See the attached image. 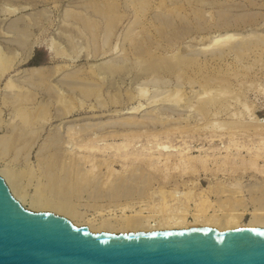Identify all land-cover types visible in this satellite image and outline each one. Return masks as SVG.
<instances>
[{
	"label": "rangeland",
	"instance_id": "rangeland-1",
	"mask_svg": "<svg viewBox=\"0 0 264 264\" xmlns=\"http://www.w3.org/2000/svg\"><path fill=\"white\" fill-rule=\"evenodd\" d=\"M226 33L236 39L214 43ZM0 50L6 65H16L0 78V138L15 139L0 143V169L26 208L89 229V221L119 227L114 219L123 205L154 213L148 204L176 186L193 194L210 191L209 213L222 215L236 205L243 213L237 227L247 225L254 210L264 212V160L255 166L242 161L264 150V0H0ZM39 65L43 77L26 74ZM92 135H104L102 146L128 137L132 149L154 150L158 142L186 146L188 155L208 158V169H165L163 160L159 170L135 168L129 176L133 169L124 172L121 163L114 173L103 163L90 173L91 163L80 158L87 151L74 143ZM103 149L97 159L114 148ZM228 152L234 161L223 165ZM85 171L87 182L78 181ZM233 198L241 201L232 205ZM192 201L188 222L194 221ZM32 202L71 210L80 223L54 207L33 209Z\"/></svg>",
	"mask_w": 264,
	"mask_h": 264
},
{
	"label": "water",
	"instance_id": "water-1",
	"mask_svg": "<svg viewBox=\"0 0 264 264\" xmlns=\"http://www.w3.org/2000/svg\"><path fill=\"white\" fill-rule=\"evenodd\" d=\"M0 264H264V227L92 232L26 208L0 176Z\"/></svg>",
	"mask_w": 264,
	"mask_h": 264
},
{
	"label": "bare ground",
	"instance_id": "bare-ground-1",
	"mask_svg": "<svg viewBox=\"0 0 264 264\" xmlns=\"http://www.w3.org/2000/svg\"><path fill=\"white\" fill-rule=\"evenodd\" d=\"M236 38H235V35L233 33H226V34H223V35H220V36H216L214 38V43L215 44H223L226 43V42H231V41H234ZM13 41H15V43L17 41H20L19 37L15 36L13 37ZM32 47V45H31ZM29 48H30V45H29ZM32 51V50H31ZM29 52V51H28ZM12 53V52H11ZM8 55V54H7ZM31 55V52H29L28 54V57L29 58ZM6 55L0 50V78H2V76L4 74H6L7 72H10V70H13L15 68V63L13 64V62L11 61V63H9V65H6V60L4 59ZM26 60V59H25ZM23 60V62L25 61ZM28 62V60L26 61ZM9 69V70H8ZM45 68H43V66H29L25 71L26 74H29V75H36L38 76V74H40V77L42 76V72ZM8 70V71H7ZM44 73V72H43ZM44 76V75H43ZM42 76V77H43ZM29 77V76H27ZM31 77V76H30ZM40 77H34L35 79L32 81H36L38 82V80L40 79ZM32 78V77H31ZM30 78V79H31ZM39 78V79H38ZM29 79V78H28ZM28 79L26 78L25 80H27L26 82H28ZM29 79V80H30ZM43 80V79H42ZM11 81L12 80H9L8 81V87L10 85L9 88H12V85H11ZM31 81V80H30ZM31 81V82H32ZM24 82V81H23ZM22 82V83H23ZM31 82H30V85H31ZM25 83V82H24ZM35 83V82H34ZM33 83V84H34ZM41 83V81H40ZM37 84V83H36ZM28 85H29V82H28ZM30 87V86H29ZM40 87V86H39ZM43 89V88H42ZM46 89V88H44ZM19 91V90H18ZM45 91V90H44ZM10 93V92H9ZM44 93V92H43ZM18 97V96H17ZM14 102V101H13ZM131 112H136V110L134 111H131ZM23 117V120H24V117H26L25 115L22 116ZM27 118V117H26ZM28 121V120H27ZM26 120H24V123L27 122ZM19 124V123H18ZM23 124V121L21 123V125ZM18 127V126H17ZM83 130V129H82ZM20 132V131H19ZM12 133V132H11ZM27 133V132H26ZM77 133V131H76ZM105 133V132H104ZM124 133V132H123ZM74 134V133H73ZM121 134V133H120ZM125 134V133H124ZM15 135V134H14ZM25 135V134H24ZM72 135V134H71ZM80 135V134H79ZM26 136V135H25ZM75 136H77L75 134ZM72 135V137H75ZM93 136V135H92ZM96 136V135H94ZM90 137L87 141L86 139H83L82 141L80 140V142H76L74 143L76 146L74 147V149L78 150V151H81V152H84V151H87L85 154L83 155H79L80 158H82V161L83 162H90V166L91 168L88 169L89 172L91 173L92 170H94V168L96 166H98L99 164H106V167L107 170L110 169V171H112V173H114V167L113 165L115 164H118V163H121L122 165V168L124 170V172H126L127 170H132V172H130L129 175H133L135 171L134 169L135 168H147L148 170L149 169H155L156 168L159 170V162L160 161H163V164L161 163L160 165L164 166L165 169H168V168H180V169H183L182 171H186V168H192L195 170H197L196 168L198 167H201V168H207V164H208V158L207 157H204V156H192V155H188L189 153V149L188 150H183L186 148H172L171 145H168V144H165V143H162V142H158L156 143V147L154 148V150H151L152 148L151 147H148V149L146 148H142V149H139V148H133L130 147L131 144V140L129 137L128 138H125V140H123L122 142L120 143H105L104 146L100 145V141L102 139V136L101 138H97V137ZM138 136V135H137ZM16 137H17V134H16ZM22 137V136H21ZM71 137V136H70ZM71 137V138H72ZM82 137V136H81ZM2 138V137H1ZM0 138V139H1ZM4 138V139H3ZM1 140H0V143L3 145V146H9V144H12V142L9 140V139H14L13 137L9 138V137H6L5 136L3 137ZM9 138V139H8ZM28 138V136H27ZM78 138L75 137V139ZM135 138V137H134ZM25 139V138H24ZM29 139V138H28ZM80 139V138H79ZM133 139V138H132ZM15 140V139H14ZM71 140H74L71 139ZM156 140V139H155ZM264 140V139H263ZM2 141V142H1ZM73 141H71L72 143ZM168 142V141H167ZM234 142V141H233ZM237 142V141H236ZM231 143V142H230ZM229 143V144H230ZM103 144V143H102ZM136 144V143H135ZM170 144V143H169ZM172 144V143H171ZM228 144L227 148L230 146ZM237 144V143H236ZM250 144V143H249ZM46 145V144H45ZM44 145V146H45ZM71 147H72V144H70ZM153 145V146H155ZM186 145V144H185ZM235 145V144H234ZM240 145V144H239ZM243 145V144H242ZM48 146V144H47ZM52 146H53V143H52ZM69 146V145H68ZM134 146V145H133ZM137 146V145H135ZM142 146V145H141ZM148 146V145H147ZM173 146V145H172ZM232 146V145H231ZM236 146V145H235ZM246 147V145H244ZM46 147V146H45ZM139 147V146H137ZM145 147V146H144ZM184 147V145H183ZM188 147V146H187ZM48 148V147H47ZM103 149V151L106 149V148H114L112 149L113 152L109 154L108 157H105L104 159L100 160V159H97L95 156H96V152L97 151H101ZM151 148V149H150ZM263 148V146H262ZM106 149V152L107 150ZM187 149V148H186ZM242 149V148H241ZM260 149V148H259ZM45 150V149H44ZM236 150H238L237 146H236ZM248 151L251 150V149H247ZM253 150H254V147H253ZM257 150V149H255ZM170 151H176V153H171ZM188 151V152H187ZM240 150H238L239 152ZM252 151V150H251ZM76 152V151H75ZM240 153V152H239ZM73 154L75 153H72V156H74ZM78 154V153H77ZM108 154V153H107ZM157 154V156H156ZM238 154V153H237ZM76 155V154H75ZM240 155V154H239ZM218 157V156H217ZM73 158V157H72ZM96 158V161H94ZM262 158L264 160V150L260 149V150H257V151H253L252 154H251V157L248 159V161H246L244 158H242V161L243 164L247 163L249 164V166H255L258 164V160ZM76 159V158H75ZM84 159V160H83ZM217 159V158H216ZM241 161V157L239 159ZM79 161V160H78ZM234 161V154L232 152H228V154H225L224 155V158H223V161L221 163H225L226 162H232ZM75 163V162H74ZM223 163V165H224ZM264 164V163H263ZM89 165V164H88ZM246 165V164H245ZM82 165L80 166H77V167H80L81 168ZM264 166V165H263ZM66 167V166H65ZM64 167V168H65ZM71 167V166H70ZM182 167V168H181ZM78 168V172H79V169ZM83 168V166H82ZM162 168V167H161ZM250 168V167H249ZM254 168V167H253ZM258 168V167H257ZM84 169V168H83ZM82 169V171H83ZM208 169V168H207ZM259 169V168H258ZM264 169V168H263ZM260 168V171L263 170ZM162 170V169H161ZM204 170V169H203ZM206 170V169H205ZM65 171V170H64ZM109 171V172H110ZM151 171V170H150ZM181 171V172H182ZM188 171V170H187ZM193 171V170H192ZM89 172H82L81 174H83L82 176H80L78 178V181L80 182H87V176L89 174ZM108 172V173H109ZM128 172V171H127ZM152 172V171H151ZM162 172V171H161ZM191 172V170H190ZM93 173V172H92ZM100 173V172H99ZM148 173V171L146 172ZM188 173V172H187ZM121 174V173H120ZM126 173H123V175H119L120 178L118 180V182H120L121 184L127 180L126 176H125ZM155 174V173H154ZM167 174V171L166 173ZM164 174V175H165ZM180 174V173H179ZM183 174V173H181ZM0 175L3 176L5 178V181L7 182L11 192L13 193V195L15 196V198L17 200H19L22 204H24L25 202V198L20 194L18 193V191L16 190V187L14 186V184L10 181V177L2 170L0 169ZM171 175V174H170ZM65 177V176H64ZM61 178V177H60ZM66 178V177H65ZM90 178H91V174H90ZM117 178V179H118ZM130 178V177H129ZM164 178V176H163ZM182 178V177H181ZM103 179V178H102ZM107 180V179H106ZM131 180V179H130ZM129 180V182H130ZM133 180V179H132ZM166 181V178L165 180ZM163 181V182H164ZM105 182V181H104ZM167 183V182H166ZM175 183V182H174ZM112 187L114 186L115 188V191L114 193H120L117 189L119 187V184L116 185V182H113ZM110 186V187H111ZM160 186V184H159ZM122 188V187H121ZM176 186L174 188H170L168 190L164 189V190H161V199L160 202L158 203H153V204H148V208H151V210L154 212V213H151V214H145L144 213V210H145V207L139 205L138 209H134V206L133 205H129V204H125L121 207V214L118 215L114 221H117L119 223V227H114L112 224H109L110 222H105V224H102L101 226H95L93 223H91V221H86L85 223H89V227L91 230L93 231H97V230H110V231H116V230H119V231H128V230H152V229H161V228H182V227H189V226H193V225H202V226H216L217 228L219 229H227V228H233V227H237V226H240L239 224V218L241 217V215H243L242 212H239L238 210L235 211L236 208V205H235V208H232L230 209L229 211V208H228V211L226 212V210H222L218 208V210H221L222 211H225L226 213L223 212L222 215L218 214L219 211L216 213L215 210L214 212L212 213H209L208 212V208L209 206H211V204L213 205V201L210 200L209 198V192L208 195H205L203 193H205L206 191H200V192H195L196 194H193V189L191 190H187V191H179V189H175ZM163 189V188H162ZM220 189V188H219ZM160 190V189H159ZM158 190V191H159ZM205 190V189H204ZM212 190V189H211ZM118 191V192H117ZM123 191V190H122ZM140 191V190H139ZM128 193V192H127ZM146 193V192H145ZM155 193V192H154ZM159 193V195H160ZM227 193V192H226ZM264 194V192H263ZM262 194V196H263ZM154 195V194H153ZM128 196V195H127ZM112 197V196H111ZM149 197V196H148ZM229 197V196H228ZM230 197H233V196H230ZM264 197V196H263ZM236 198H239V197H236ZM236 198L231 201L230 200V204L232 202V205L233 204H238L241 200V198L239 199L240 201H238V203L236 201ZM261 198V197H260ZM193 200V201H192ZM228 200V199H227ZM194 202V211L192 212V216L194 218V221L193 222H188L187 221V215L189 214V211H190V203ZM219 201V200H218ZM264 201V200H263ZM153 202V201H152ZM220 202L222 203V200H220ZM219 202V204H220ZM244 202V201H243ZM123 203V202H122ZM120 204V203H119ZM193 204V203H192ZM218 204V205H219ZM224 204V203H223ZM222 204V205H223ZM229 204V203H227ZM261 204H264V203H261ZM147 205V204H146ZM241 205V204H240ZM33 209H44V208H50V207H54L56 210L58 211H61L63 213H65L67 216H71L72 219L74 218L75 221L77 224L80 223V219L81 218H78L79 216H77V214L73 211H69V210H66V209H62V208H58V207H55V206H50V205H47V204H37V203H34L32 202L31 205H30ZM214 206V205H213ZM220 206V205H219ZM224 206V205H223ZM227 206V205H226ZM242 206V205H241ZM244 206V205H243ZM212 207V206H211ZM210 207V209H211ZM228 207H232V206H229ZM262 207V206H261ZM264 207V206H263ZM214 208V207H213ZM226 208V207H224ZM242 208V207H240ZM246 208V207H245ZM260 209V207H259ZM150 210V211H151ZM213 210V209H212ZM258 210V209H257ZM257 210H254L252 213H251V220L249 221V223L245 226H264V217H261L260 215L264 214V212H258ZM211 211V210H210ZM217 211V210H216ZM160 212V213H159ZM159 215L157 217V215ZM263 216V215H262ZM70 217V218H71ZM158 220L157 223H152L151 221L153 220ZM113 219V218H112ZM87 223V224H88ZM116 223V222H115ZM114 223V225H115ZM117 226V225H116Z\"/></svg>",
	"mask_w": 264,
	"mask_h": 264
}]
</instances>
